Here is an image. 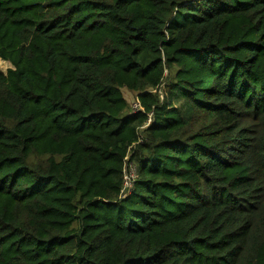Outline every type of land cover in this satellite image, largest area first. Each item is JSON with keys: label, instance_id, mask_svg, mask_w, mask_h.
<instances>
[{"label": "trees", "instance_id": "1", "mask_svg": "<svg viewBox=\"0 0 264 264\" xmlns=\"http://www.w3.org/2000/svg\"><path fill=\"white\" fill-rule=\"evenodd\" d=\"M0 60V264H264V0H0Z\"/></svg>", "mask_w": 264, "mask_h": 264}, {"label": "rangeland", "instance_id": "2", "mask_svg": "<svg viewBox=\"0 0 264 264\" xmlns=\"http://www.w3.org/2000/svg\"><path fill=\"white\" fill-rule=\"evenodd\" d=\"M0 68L6 72L9 68L10 65L8 63L3 62L2 60H0ZM168 74V73H166ZM123 94L126 97V99L129 101V103L131 104V106L135 105L136 102V95L133 93L128 92L127 90H123ZM131 172H133L131 169H129Z\"/></svg>", "mask_w": 264, "mask_h": 264}, {"label": "built area", "instance_id": "3", "mask_svg": "<svg viewBox=\"0 0 264 264\" xmlns=\"http://www.w3.org/2000/svg\"><path fill=\"white\" fill-rule=\"evenodd\" d=\"M138 107H139V105H138V104H135V109H136V110L138 109ZM126 185H127V186H130V180H128V178H127Z\"/></svg>", "mask_w": 264, "mask_h": 264}]
</instances>
